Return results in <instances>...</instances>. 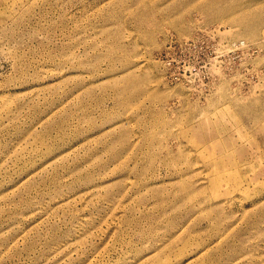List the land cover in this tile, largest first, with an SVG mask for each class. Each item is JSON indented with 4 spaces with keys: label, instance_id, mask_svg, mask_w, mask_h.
Instances as JSON below:
<instances>
[{
    "label": "rangeland",
    "instance_id": "374dc122",
    "mask_svg": "<svg viewBox=\"0 0 264 264\" xmlns=\"http://www.w3.org/2000/svg\"><path fill=\"white\" fill-rule=\"evenodd\" d=\"M0 264H264V0H0Z\"/></svg>",
    "mask_w": 264,
    "mask_h": 264
}]
</instances>
